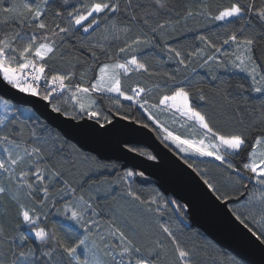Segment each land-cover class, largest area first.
<instances>
[{"label":"snow or ice","instance_id":"6c2138e0","mask_svg":"<svg viewBox=\"0 0 264 264\" xmlns=\"http://www.w3.org/2000/svg\"><path fill=\"white\" fill-rule=\"evenodd\" d=\"M0 93V264H204L149 133L264 250V0H0Z\"/></svg>","mask_w":264,"mask_h":264},{"label":"water","instance_id":"95a60500","mask_svg":"<svg viewBox=\"0 0 264 264\" xmlns=\"http://www.w3.org/2000/svg\"><path fill=\"white\" fill-rule=\"evenodd\" d=\"M3 98L14 104L23 103L18 97L13 99L11 94L4 95ZM24 106L35 110V106L31 103ZM57 123L59 121L54 122L53 126L55 127ZM119 138V135L106 138V144L109 147L105 151V156L116 159L119 153L112 146ZM137 139L138 145L148 148L153 155L159 153L156 161H148L146 157H140L146 163L157 166L150 170L154 175L149 177L157 181L155 186L159 187L162 192L167 189V195H170L172 191L180 192L195 206L196 212L192 217V226L199 228L216 244L238 259L242 258L244 263L264 264V250L250 245L242 238L238 224L223 209L214 206L195 173L187 169L174 152L166 149L154 133L138 136ZM119 162L125 163L124 160Z\"/></svg>","mask_w":264,"mask_h":264},{"label":"trees","instance_id":"16d2710c","mask_svg":"<svg viewBox=\"0 0 264 264\" xmlns=\"http://www.w3.org/2000/svg\"><path fill=\"white\" fill-rule=\"evenodd\" d=\"M201 72H203L204 70H200ZM7 100V99H6ZM10 103H12L10 100H8ZM14 104V103H12ZM27 108H30L28 106H25ZM138 147L140 148H143L145 150H147L148 152L152 153L148 148L144 147V146H141V145H138ZM120 163V162H119ZM197 163H199L200 167L201 168H204V167H209V168H213V165L209 164L207 160H205V162L201 163L200 162V159L197 160ZM214 170V169H213ZM155 186V185H154ZM156 187V186H155ZM196 229H199L197 227H194L192 226V231L196 230ZM200 230V229H199ZM201 231V230H200ZM201 233H203L201 231ZM204 234V233H203ZM204 239L205 241L208 243V244H211L213 245V248L209 249V251L212 253V255L210 257H205L204 258V264H212V261L213 259H216L217 261H222L224 260L225 258L227 257H230V256H234L233 254H231L229 251L223 249L221 246H219L218 244H216L213 240H211L208 236H206L204 234ZM246 264V263H244Z\"/></svg>","mask_w":264,"mask_h":264}]
</instances>
